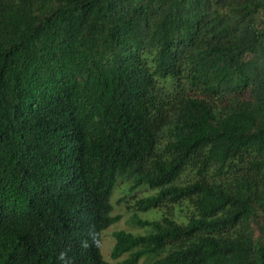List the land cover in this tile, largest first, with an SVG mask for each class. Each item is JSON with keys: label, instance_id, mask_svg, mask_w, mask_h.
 I'll list each match as a JSON object with an SVG mask.
<instances>
[{"label": "trees", "instance_id": "1", "mask_svg": "<svg viewBox=\"0 0 264 264\" xmlns=\"http://www.w3.org/2000/svg\"><path fill=\"white\" fill-rule=\"evenodd\" d=\"M63 251L264 264V0H0V264Z\"/></svg>", "mask_w": 264, "mask_h": 264}, {"label": "rangeland", "instance_id": "2", "mask_svg": "<svg viewBox=\"0 0 264 264\" xmlns=\"http://www.w3.org/2000/svg\"><path fill=\"white\" fill-rule=\"evenodd\" d=\"M119 196H121L120 191L115 190L112 198H111V203L114 205L115 201L118 200ZM122 206H119L116 210H114L113 213H123L124 216L121 221H119L116 225L108 228L105 233L102 234L101 236V251L104 255L105 258L109 257V252L110 250L114 247L115 245V238L113 236L112 232L116 231H133V232H140L137 230H134L130 227V225L126 222L128 219V215L125 212L124 209L121 208ZM115 215V214H114ZM138 218L140 219H152L156 218V216L153 214V212H146V213H138L137 214Z\"/></svg>", "mask_w": 264, "mask_h": 264}, {"label": "clouds", "instance_id": "3", "mask_svg": "<svg viewBox=\"0 0 264 264\" xmlns=\"http://www.w3.org/2000/svg\"><path fill=\"white\" fill-rule=\"evenodd\" d=\"M105 232H106V231H105ZM105 232H104V233H105ZM81 246L86 248V247L88 246V245H87V242H86V241L82 242ZM58 259L64 261V264H71V261L67 258V251H63V252H61V253L59 254Z\"/></svg>", "mask_w": 264, "mask_h": 264}]
</instances>
